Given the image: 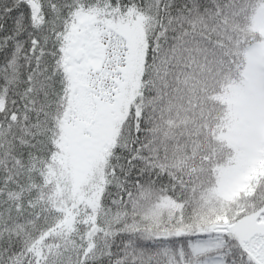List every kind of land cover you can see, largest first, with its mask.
I'll use <instances>...</instances> for the list:
<instances>
[{
  "label": "snow or ice",
  "instance_id": "snow-or-ice-1",
  "mask_svg": "<svg viewBox=\"0 0 264 264\" xmlns=\"http://www.w3.org/2000/svg\"><path fill=\"white\" fill-rule=\"evenodd\" d=\"M0 264H264V0H0Z\"/></svg>",
  "mask_w": 264,
  "mask_h": 264
}]
</instances>
